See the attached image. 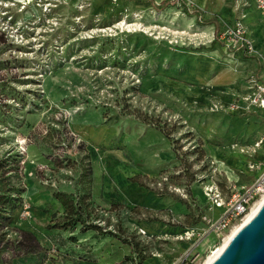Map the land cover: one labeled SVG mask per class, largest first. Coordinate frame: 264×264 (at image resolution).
<instances>
[{"label": "rangeland", "instance_id": "obj_1", "mask_svg": "<svg viewBox=\"0 0 264 264\" xmlns=\"http://www.w3.org/2000/svg\"><path fill=\"white\" fill-rule=\"evenodd\" d=\"M184 1L238 19L264 47L255 0ZM148 6L0 0V168L16 161L6 195L19 200L0 262L16 229L47 248L44 264H201L228 233L214 225L256 173L240 148L264 132V109L230 105L249 95L257 66L220 43L209 51L214 29L177 1ZM254 160L264 163L261 149Z\"/></svg>", "mask_w": 264, "mask_h": 264}, {"label": "built area", "instance_id": "obj_2", "mask_svg": "<svg viewBox=\"0 0 264 264\" xmlns=\"http://www.w3.org/2000/svg\"><path fill=\"white\" fill-rule=\"evenodd\" d=\"M257 8L264 13V0H255ZM219 43L231 51H241L244 55L256 59L264 68V49L257 48L250 40L242 23L237 19L232 24L222 22L218 32ZM250 93L241 97L230 105L232 111L250 107L253 109H264V78L262 80L253 77L251 79ZM263 151L264 156V132L250 148H240V153L248 155V170L256 172L252 182L248 186L241 188L242 193H233L227 203L220 221L214 225L218 233L229 231L232 223H237L250 211L252 205L264 194V163H257L254 159L259 150ZM262 167V169H261ZM261 170V172H260ZM260 172V173H259ZM259 173V174H258ZM213 204L222 208L224 203L221 201L220 194L211 192ZM183 264H192L184 262Z\"/></svg>", "mask_w": 264, "mask_h": 264}, {"label": "trees", "instance_id": "obj_3", "mask_svg": "<svg viewBox=\"0 0 264 264\" xmlns=\"http://www.w3.org/2000/svg\"><path fill=\"white\" fill-rule=\"evenodd\" d=\"M142 1V0H140ZM177 1L178 5L182 9V13L188 17H195V24L199 27L206 25L214 26V39L211 41L209 45V49H212L216 44L219 43L218 40V32H219V23L215 17H212L210 20H206L203 18L204 14L200 9L194 7L189 8L184 0H174ZM172 0L164 1L160 4H155L151 2V8L155 12H161L167 6L171 4ZM5 42V38L3 34H0V44ZM17 163L13 159H8L3 162V166L0 168V242L2 240L1 237L5 235L4 231L10 224L11 218L9 214H7L8 204L14 203L19 205L18 199H11L9 194L10 192L15 191L14 187H8L7 183L10 182L13 176L10 173H16ZM20 192V191H19ZM18 200V201H17ZM16 206V207H17ZM16 207H11V210ZM69 216L74 214L73 211H69ZM71 224L64 225L61 228L74 227L77 220L71 219ZM200 223V219L196 221V224ZM16 234V238L11 242L13 255L7 261H2L0 264H12V262H17L23 260L26 264H44L47 260L48 250L40 245L39 241L36 239L35 235L27 230H14ZM123 242L128 246L133 247V241H129L124 239ZM15 264V263H13Z\"/></svg>", "mask_w": 264, "mask_h": 264}, {"label": "water", "instance_id": "obj_4", "mask_svg": "<svg viewBox=\"0 0 264 264\" xmlns=\"http://www.w3.org/2000/svg\"><path fill=\"white\" fill-rule=\"evenodd\" d=\"M211 264H264V200Z\"/></svg>", "mask_w": 264, "mask_h": 264}, {"label": "crops", "instance_id": "obj_5", "mask_svg": "<svg viewBox=\"0 0 264 264\" xmlns=\"http://www.w3.org/2000/svg\"><path fill=\"white\" fill-rule=\"evenodd\" d=\"M164 1H167V0H142V3H148V5H149L148 7L151 9V11L155 12L151 8V2H153L155 4H160V3L164 2ZM173 4H174V0H172L171 4L169 6H167L164 10H162L161 12H158V13H163L164 11H167V9L170 8V6H172ZM204 6H206V5H204ZM197 8L201 10L200 7H197ZM208 8H210V7L208 6ZM217 10L218 11H217L216 14L220 15V17L222 19H224V20L225 19H228V18L230 19L232 17L230 11L229 12H226V9L223 8V7L218 8ZM201 12H203V11L201 10ZM263 16H264V14H263ZM185 17L188 18V19H191L195 23V17H188L186 15H185ZM212 17H214V16H210V15L209 16H207V15L203 16V18L206 19V20H210ZM215 18L217 19V16ZM263 20H264V17H263ZM217 21H218V19H217ZM218 23H219V21H218ZM220 25H221V23H219V28H220ZM202 27H208V28L212 27V29H214V26L213 25H206V26H202ZM256 47L259 48V49H264V47H262L261 45H256ZM214 48H215V46L212 49H209V51H213ZM241 54L243 55V53H241ZM246 59H247L246 61H247L248 64H255L257 66V71H256L254 77L256 79H259V80L262 79L263 78V75H264V68H263V66L256 59H254V58L247 57ZM254 110H257V109H254ZM40 245L42 247H44L41 243H40ZM44 248H46V247H44Z\"/></svg>", "mask_w": 264, "mask_h": 264}, {"label": "bare ground", "instance_id": "obj_6", "mask_svg": "<svg viewBox=\"0 0 264 264\" xmlns=\"http://www.w3.org/2000/svg\"><path fill=\"white\" fill-rule=\"evenodd\" d=\"M120 26H125L123 23L121 25V22L118 24V28ZM123 28V27H122ZM121 28V29H122ZM132 28V27H131ZM206 28V27H205ZM203 28V29H205ZM125 29V28H124ZM213 132V131H211ZM212 137V136H211ZM205 138V137H204ZM264 200V194L252 205L250 211L243 217L237 224L232 226L228 233L224 236L222 242L220 245L216 248H214L208 255L207 257L201 262V264H211V262L217 257V255L220 253L224 245L228 243V241L247 223V221L254 215V213L258 210V208L261 206V203ZM222 211V210H221ZM182 230V229H181ZM173 232V231H172Z\"/></svg>", "mask_w": 264, "mask_h": 264}]
</instances>
